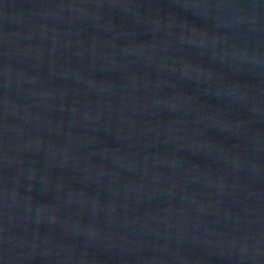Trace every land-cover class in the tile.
Returning a JSON list of instances; mask_svg holds the SVG:
<instances>
[{
    "label": "water",
    "instance_id": "1",
    "mask_svg": "<svg viewBox=\"0 0 264 264\" xmlns=\"http://www.w3.org/2000/svg\"><path fill=\"white\" fill-rule=\"evenodd\" d=\"M0 264H264V0H0Z\"/></svg>",
    "mask_w": 264,
    "mask_h": 264
}]
</instances>
